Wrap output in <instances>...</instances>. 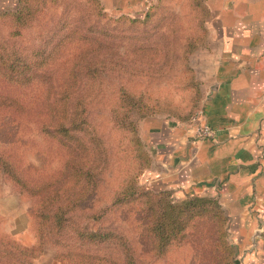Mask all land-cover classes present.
<instances>
[{
	"label": "rangeland",
	"instance_id": "obj_1",
	"mask_svg": "<svg viewBox=\"0 0 264 264\" xmlns=\"http://www.w3.org/2000/svg\"><path fill=\"white\" fill-rule=\"evenodd\" d=\"M12 1L0 3V11L8 10L0 13V35L9 37L20 30L16 42L20 48H31L50 31L71 34L47 63L58 83L72 79L70 69L82 62V56L88 54L92 60L91 69L98 75L91 74V79L101 77L103 84L89 106L90 116L113 162L74 216L76 223L106 237H90L82 244L58 239L60 247L47 245L35 254L34 264H264V252L257 261L247 259L251 247L257 250L258 235L252 244L242 241L247 228L219 196L178 197L173 188H152L149 178L154 168L149 120L171 119L197 127L213 88L216 40L209 0H149L127 9L129 13L104 8L100 0H24L31 15L24 26L14 19L17 0ZM122 88L138 99L136 106H122ZM115 110L124 116L115 115ZM6 147L18 151L31 175L59 170L66 153L30 120L21 126L8 121L0 128V148ZM132 179L139 192L114 204ZM196 197L208 199L205 210L196 205L194 214L187 208L179 212L183 202ZM37 201L0 175V236L35 246ZM168 203L178 205L175 213L182 223L176 229L182 237L164 244L162 232L170 230L168 217L175 215L166 212ZM257 230L264 237V223ZM63 253L67 258L60 260L57 256Z\"/></svg>",
	"mask_w": 264,
	"mask_h": 264
},
{
	"label": "trees",
	"instance_id": "obj_2",
	"mask_svg": "<svg viewBox=\"0 0 264 264\" xmlns=\"http://www.w3.org/2000/svg\"><path fill=\"white\" fill-rule=\"evenodd\" d=\"M23 2L24 0H17L14 13L19 26L26 24L31 18L29 11H26L30 8L23 5ZM5 11L8 10L0 13H7ZM19 35L20 30L12 31L9 37L0 35V128L8 121L16 122L18 126L29 123V120L36 122L40 131L57 141L66 153L59 170L31 175L17 150L0 148V175L22 195L38 200L33 210L38 226L37 244L24 246L14 236H0V264H34L35 254L43 251L47 245L60 247L55 243L58 239H68L73 244H82L88 238L98 235L104 239L105 234L90 230L86 224L76 223L74 216L77 208L82 207L98 189L103 174L113 163L111 153L90 116L89 106L103 81L101 77L96 78L98 81L91 79V74L94 73L93 76L96 77L98 73L93 71L95 68L91 69L93 63L88 60V54L79 59L81 63L76 62L70 69L72 79L58 83L52 76V71L46 68L47 63L58 55L71 34L64 30L50 31L43 36L41 34L40 42L31 48H20L17 45ZM79 64L81 67L77 69ZM76 74H81L85 79L77 80L74 77ZM120 99L122 106L125 104L134 107L138 103V99L124 88ZM129 112L127 109L125 114L129 116ZM115 115L124 116L123 112L117 111ZM136 176L134 177L137 178ZM129 186V189L117 195L114 204L139 192L135 179L130 181ZM207 202L205 197L186 200L179 212L187 208L189 213L194 214L198 212L192 210L196 205H202L205 210ZM167 207L166 212H173L175 215L168 217L170 230L162 232L164 244L182 237L176 229V225L182 223L175 213L178 205L168 203ZM159 245L162 246L163 243ZM73 247L74 245L71 248ZM66 255L63 253L57 257L65 260Z\"/></svg>",
	"mask_w": 264,
	"mask_h": 264
},
{
	"label": "crops",
	"instance_id": "obj_3",
	"mask_svg": "<svg viewBox=\"0 0 264 264\" xmlns=\"http://www.w3.org/2000/svg\"><path fill=\"white\" fill-rule=\"evenodd\" d=\"M148 1L100 0L104 8L127 13ZM209 6L214 84L198 125H210L214 134L199 137L195 125L149 120L154 159L149 178L152 188H173L178 197L219 196L247 228L242 241L252 244L258 235L257 250L251 247L246 256L257 261L264 252L257 230L264 223V0H209Z\"/></svg>",
	"mask_w": 264,
	"mask_h": 264
},
{
	"label": "built area",
	"instance_id": "obj_4",
	"mask_svg": "<svg viewBox=\"0 0 264 264\" xmlns=\"http://www.w3.org/2000/svg\"><path fill=\"white\" fill-rule=\"evenodd\" d=\"M195 131L199 137H211L214 134L213 128L208 124L198 125Z\"/></svg>",
	"mask_w": 264,
	"mask_h": 264
}]
</instances>
